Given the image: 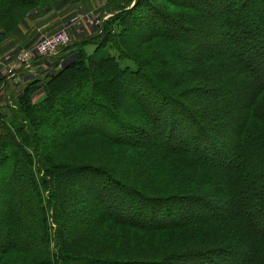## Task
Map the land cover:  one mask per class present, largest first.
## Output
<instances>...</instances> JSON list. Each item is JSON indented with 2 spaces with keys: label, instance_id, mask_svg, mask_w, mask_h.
Wrapping results in <instances>:
<instances>
[{
  "label": "rangeland",
  "instance_id": "1",
  "mask_svg": "<svg viewBox=\"0 0 264 264\" xmlns=\"http://www.w3.org/2000/svg\"><path fill=\"white\" fill-rule=\"evenodd\" d=\"M145 1L151 5L149 10H145L143 5L120 20L115 19L116 15L134 7L137 0H0V6L4 3L6 8L5 15H0L1 30L6 29L9 35L7 40L0 42V151L6 155L5 160L0 159V178L8 172V178L3 179L5 183L0 188V233L4 232L0 235V240H3L0 245L5 242L9 230L14 229L12 233L16 239V247L21 244L37 250V253L41 250L42 255L45 247L58 251L61 247V233L64 232L68 246L81 254L66 264H80L77 263L78 259H94L97 256H101L102 260L123 257L138 264H155L163 260H155L164 256L161 252L167 255L169 252L173 254L182 250L211 251V248L216 258H224L223 263L219 260L220 264H227L225 261L234 264V250L228 249L226 253L215 250V247L230 245L231 238H235L236 233L231 226L227 224L225 229L221 227L219 231H215L212 225L209 233H203L204 229L197 227L203 223L206 226L208 218L213 217V212L219 216L224 214L221 208L225 206V202L218 197L220 190L213 187L216 180L212 181L213 185L209 180L214 178L210 172L217 171H206L203 179L207 181L196 183L189 181L191 179L176 182L165 179L163 174L160 176V172L178 167L173 170L176 172L179 168L183 170L192 166L191 169L195 170L196 165L182 157L164 156L146 146L152 141L160 143L162 139L153 135L162 130H170L167 121L174 115L171 112L178 115H174V119L182 118L176 110H171V103L159 98L157 93L162 91L157 92L153 87L154 83L164 86L171 82L172 78L168 79L163 73L169 69L171 71L175 66L177 67L173 71L189 70V73L193 67L181 62L185 57L178 59L173 54L167 57L170 55L169 51H160L159 42L154 39L150 41L155 32L152 18L164 26L165 20L161 16H175L174 3L185 0ZM24 12V18L20 19L19 16ZM111 16H114L113 20ZM29 18L34 22L51 18V24L38 25L37 34L28 43H24L25 40L20 41L19 30L20 27L25 28ZM97 21L99 25L103 21V28L113 33L114 38L105 44V49L110 60L125 73L122 78L113 71L111 63L103 64L99 75H87L85 70L77 74L73 69L68 72L74 74V82L67 86V91L51 90L48 103L47 92L42 89L47 81L38 87L35 94L28 97L25 90L28 82L37 76L44 80L47 73L58 70L65 54L56 56L57 61L55 57L50 58L52 66L22 71L23 65L19 57L30 51L40 39L53 37L64 29L69 31L73 43L81 37L98 36L99 25L95 26ZM166 26L173 27L169 23ZM180 27L185 31L192 29L187 23ZM221 29V24L193 28L211 33L215 30L221 33ZM185 36L193 39L189 40L191 46L200 44L203 37L202 33L195 37L191 33ZM10 39L12 43L7 46ZM205 39L212 40V37ZM193 41L196 42L192 43ZM100 45V41L95 40L91 44L71 48L83 58L85 55H92ZM165 46L170 49L171 44ZM139 53L145 56L148 54L156 71L159 69L163 72L159 74V78L149 70L156 82L147 80L149 76L146 73H143L147 77L144 81L134 80L129 76V70H134L130 58ZM198 72L201 74L196 76L197 81L201 79L204 70ZM165 80L168 82L165 83ZM198 83L202 81L199 80ZM89 85H96L95 100L90 97ZM121 85H127V94L126 99L122 100V106L118 107L115 96ZM136 85H147L142 90L143 95L147 96H142L139 102L136 91L140 87ZM142 102L146 108L140 106ZM203 103H183V109L190 117L187 118V129L184 131L187 138V132L195 136L197 131L194 128L200 122L203 123ZM178 110L184 114L182 110ZM225 126L216 128L213 124L209 137L213 138V147H226L231 154L234 139ZM229 126L233 128L232 124ZM207 127L208 124L205 125ZM250 147L246 145L247 149ZM45 156L47 160H44ZM26 157H32V160ZM50 161L55 167H87L92 169L89 173L91 175L71 179L61 192L53 194L54 166H50ZM257 166L254 164L253 169ZM197 167L202 168L201 165ZM29 172L37 177L34 185L30 182ZM219 180L230 186L225 180L218 178ZM229 186L226 188L229 189ZM38 190L40 198L37 196ZM197 195L202 197L198 202L205 203L202 208L197 207V202L194 205L189 201V197ZM169 197L184 199L182 202L169 203L172 199ZM222 197L230 199L227 193ZM165 198H168L166 205L157 202L154 204L155 200ZM195 215L201 216L197 222L191 221ZM10 217L18 219L17 223L14 224ZM157 219L159 224L166 221L165 224L171 225L188 219L181 225L185 234L152 230V224ZM210 223L213 224V220ZM193 229L198 232L199 237L187 235ZM118 254L122 256L117 257ZM190 262L201 264L199 259L185 261L183 264H191Z\"/></svg>",
  "mask_w": 264,
  "mask_h": 264
},
{
  "label": "trees",
  "instance_id": "2",
  "mask_svg": "<svg viewBox=\"0 0 264 264\" xmlns=\"http://www.w3.org/2000/svg\"><path fill=\"white\" fill-rule=\"evenodd\" d=\"M3 4L0 6V15H5L6 13V8H4ZM143 5L145 6V10L151 8V5H148L145 0H137L134 7L120 11L115 19L122 20L123 17L133 12L135 8H140ZM147 7L149 8L147 9ZM174 7L176 10L174 18L169 14L165 16L159 15L161 19L165 20L164 26H161L157 23L156 19L152 18L155 32L152 33L154 37L150 41L154 39L155 42H159L158 48L160 51H169L170 55L167 57L172 56L171 54L178 59L185 57L181 62L183 61L185 65L193 67L191 73H189V70L182 72L173 71L177 66L172 68L173 70L171 69V71L170 69L166 70V73L159 71V69L156 71L152 59L147 56L148 54L145 56L139 53L132 55L130 58L134 70H129V76H132L134 80H146L147 77L143 73L148 74L149 78L147 80L153 82L156 81L152 78V74L154 76L158 75L160 78L159 74L163 73V76H167L168 79L172 78V81L164 86L154 83L153 87L157 92L162 91V93H157L159 98L171 103V110H176L182 117L175 118V120L173 118L174 115H178L175 112H171L174 115L167 121L170 125V130L168 132L166 130L159 131L157 135L153 136L160 137L162 139L160 143L152 141L146 146L164 156L182 157L196 165L194 166L195 170L191 169L192 166L183 170L179 168L176 172H173V170L178 167L172 168L170 171L160 172V176L163 174L162 176L165 179L175 182L181 179L183 181L191 179L189 181H195L194 183H196L207 181V179H203L206 171H217V173L210 172L214 178L208 179L212 185V181L216 180L213 187H215V190H220L218 197L225 202V206L221 208L224 214L219 216L213 212V217L208 218L206 226L203 223L202 225H197V227H202L204 229L203 233L204 231L209 233L211 231L210 226L212 225L215 231H219V228L225 229V226L228 224L235 231L236 236L235 238H231L230 245L215 247L216 252L226 253L228 249L234 250L233 253L236 256L234 264H264V0H185L176 1ZM25 13L19 16L20 19L24 18ZM110 18L113 20L114 16ZM156 18L158 17L156 16ZM167 23L172 24L173 27L166 26ZM185 23L192 27L191 31H185V29L180 27L181 24ZM210 24H221V33L216 32V30L213 33L205 30H193L196 26L201 27ZM103 27V21H101L97 30L100 32L98 36L81 37L75 40L74 43V40H71L68 46L60 48L57 56L59 57L63 54L65 56L64 58L62 57L58 65L59 69L47 73L44 80L38 78V76L33 78V80L31 79L28 82V86H26L27 89H25L28 97L35 94L38 87L47 81L49 87L45 84L46 86H43L42 89H45L47 92L46 100L48 103L51 90L64 89V91H67V86L74 82V74L68 72L73 69L76 70L77 74L85 70L87 75H91V73L99 75L102 65L111 63L113 71L118 77L122 78V75L125 73L110 60L105 49V44L113 40V33L107 32L106 28L104 29ZM178 28L179 31H177ZM6 31V29L1 30L0 24V42L9 36ZM187 33H191L194 37L202 33L203 37L201 36L202 40L200 44L202 43L203 45L198 43L197 46H191V41L189 40L193 39L185 36ZM208 36L212 37V40H206L205 38ZM95 40H99L101 45L89 57H85V55L83 58L82 56L80 58L71 48V46L88 45L93 41L95 42ZM195 42L193 41L192 43ZM164 43L171 44L170 49ZM172 44L174 45L172 46ZM58 57L55 56L56 59H54L57 61ZM51 61V59H40L34 65L52 66ZM37 66L33 67V69L37 68ZM149 70L152 71V74H150ZM199 70H204L203 75L200 77L201 79H199L202 83H198L199 80L197 81L196 77L201 74L198 72ZM38 82L41 83L34 85ZM126 86L121 85L118 94L115 96L116 106L118 107H120L122 100L126 99ZM138 86L136 85V87ZM143 86L147 85H140V88L136 91L138 102L144 96V92H142ZM89 87L90 97L95 100L97 98L95 93L97 92L95 90L96 85H89ZM146 96L147 94L144 97ZM190 101L204 102L203 108L201 107L204 119L203 123L200 122L194 128L197 131L196 135L191 136L187 132V138L184 134H186L185 130L188 124L187 118L190 117H188V113L183 109V105H188L187 103ZM140 106L146 108L143 102ZM178 109L182 110L184 114ZM183 117L186 119H183ZM207 124L208 127L205 128ZM213 124L216 128L220 125L225 126L224 124H228V126H225V129H229L227 132L234 139L231 154L230 150H227L226 147L222 149L213 147V138L209 137V132L213 131ZM229 124H232L233 128H230ZM224 143L227 145V142ZM246 145L251 147L247 149ZM26 158L32 160V157ZM43 158L47 160L46 156ZM0 159L1 161L6 159V155L2 151H0ZM50 164V166H54V175H52L53 194L61 192L62 188H65L71 179H77L92 171V169L87 167L79 169L77 167L75 169L66 166L55 167L51 161ZM254 164L258 165L256 169H253ZM26 165L28 166L29 164L26 163ZM197 165H201L202 168H198ZM0 169L2 170V168ZM29 173L31 174V177H29L31 184H36L37 177L34 173ZM4 175L0 178V188L2 187L1 184L5 183L3 179L8 178V172ZM218 178L225 180L230 186L223 181H218ZM228 186L229 189L226 188ZM226 193L230 196V199L222 197ZM37 196L38 198L41 196L39 190L37 191ZM169 198H172L168 201L169 203L182 202L184 199L183 197ZM201 198L197 195L196 197H189V201L194 205L197 202V207L202 208L201 206L205 205V203L202 201L198 202V199ZM167 199L155 200L154 204L156 202L158 204L165 203ZM207 204L209 203L207 202ZM198 216L192 217L194 219L191 221L197 222L201 218V216ZM230 216L231 218L229 219ZM11 217L13 216L11 215ZM13 219L11 221H14V224L17 223L18 219ZM186 220L188 219L179 220L177 223H172L173 225H171L170 223L165 224L164 222L166 221H163V224H159L158 222L160 221L157 219L152 224V230L158 232L165 230L177 232V234H185L182 231L181 225ZM212 220L213 224L210 223ZM13 231L14 229H10L8 234L6 233L5 242L0 245V264H66L70 260L76 259V256L81 255L78 253V250L75 252L68 246L66 237L63 235L64 232L61 233L62 236L60 234L61 247L58 248V251L51 250L50 247H43L44 250L42 251V255H40L41 250L37 253V250L31 247H24L21 244L16 247ZM197 233L193 229V232L187 233V235L199 237L200 235ZM3 234L4 232L0 233L1 236ZM161 253L164 256L155 258V260L158 261L162 258L163 260L155 264H183L185 261H194L196 259H199L201 264H220L219 260L221 263L224 262V258L218 259L215 257L213 248H211V251L209 249L182 250L173 254L169 252L170 254L167 253V255L163 252ZM118 256L122 255L118 254ZM78 260L79 262L77 263L80 264H138L129 262L123 257L102 260L101 256H97L94 259ZM190 263L196 264L197 262ZM225 263L230 264L229 261H225Z\"/></svg>",
  "mask_w": 264,
  "mask_h": 264
},
{
  "label": "built area",
  "instance_id": "3",
  "mask_svg": "<svg viewBox=\"0 0 264 264\" xmlns=\"http://www.w3.org/2000/svg\"><path fill=\"white\" fill-rule=\"evenodd\" d=\"M98 25L99 21H97L95 26ZM71 40V35L67 29H64L53 37L40 39L30 51L19 57L23 65L21 71L31 70L34 66H37L34 64L40 59L48 60L57 56L59 49L68 46ZM38 66L39 69L45 68V65Z\"/></svg>",
  "mask_w": 264,
  "mask_h": 264
},
{
  "label": "crops",
  "instance_id": "4",
  "mask_svg": "<svg viewBox=\"0 0 264 264\" xmlns=\"http://www.w3.org/2000/svg\"><path fill=\"white\" fill-rule=\"evenodd\" d=\"M27 20H29V21L27 22V25H25V28L22 29V27H20V30H19V36H20V39H21L20 41L25 40L24 43H28L29 40L32 38V36L37 34V32L39 31V26L38 25H45V24H49L50 25L51 24V18H49V19L44 18L43 19L44 21H40V22H34L30 18L27 19ZM10 43H12L11 39L7 41V46Z\"/></svg>",
  "mask_w": 264,
  "mask_h": 264
}]
</instances>
